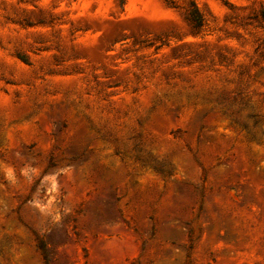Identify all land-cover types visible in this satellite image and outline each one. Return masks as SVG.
<instances>
[{"label":"rangeland","instance_id":"374dc122","mask_svg":"<svg viewBox=\"0 0 264 264\" xmlns=\"http://www.w3.org/2000/svg\"><path fill=\"white\" fill-rule=\"evenodd\" d=\"M0 264H264V0H0Z\"/></svg>","mask_w":264,"mask_h":264},{"label":"trees","instance_id":"16d2710c","mask_svg":"<svg viewBox=\"0 0 264 264\" xmlns=\"http://www.w3.org/2000/svg\"><path fill=\"white\" fill-rule=\"evenodd\" d=\"M120 3L122 5L124 3V0H120ZM191 14H192L193 18L197 21V23H199L200 18H199V13L197 12V9H194L193 12H191ZM51 164H52V162L50 161L49 165H51Z\"/></svg>","mask_w":264,"mask_h":264}]
</instances>
